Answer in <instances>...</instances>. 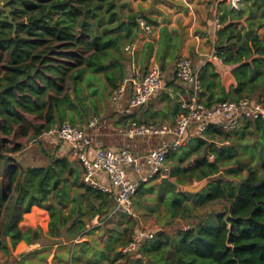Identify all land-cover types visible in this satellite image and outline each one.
<instances>
[{
  "label": "trees",
  "instance_id": "obj_1",
  "mask_svg": "<svg viewBox=\"0 0 264 264\" xmlns=\"http://www.w3.org/2000/svg\"><path fill=\"white\" fill-rule=\"evenodd\" d=\"M242 2L239 8L218 5L222 28L214 48L233 67L236 85L224 97L221 75L207 62L199 71V99L208 107L245 97L264 105V0ZM6 7L14 23L0 10V253L13 257L21 241L74 242L109 208L110 195L83 182L80 161L57 155L60 146L51 149L41 138L56 125H82L91 112L99 113L98 102L127 79L133 58L126 47L138 39L139 19H149L124 12L119 0H11ZM180 45L162 27L158 43H145L142 55L155 51L164 72L181 59ZM185 94L191 101L192 90ZM161 96L168 104L165 116L183 111L168 92ZM167 158L180 192L153 185L155 178L140 185L136 205L152 199L162 205L166 221L193 220L123 254L120 247L136 234L130 218L110 253L96 241L83 242L84 252L94 254L88 264H264V118L245 119L234 131L210 125ZM205 181L200 192L182 189ZM35 206L49 214L46 235L20 227Z\"/></svg>",
  "mask_w": 264,
  "mask_h": 264
},
{
  "label": "built area",
  "instance_id": "obj_2",
  "mask_svg": "<svg viewBox=\"0 0 264 264\" xmlns=\"http://www.w3.org/2000/svg\"><path fill=\"white\" fill-rule=\"evenodd\" d=\"M241 1L227 0L236 8H239ZM215 24L218 28L222 27L217 17ZM139 26L138 39L126 47L131 54L139 43L147 42L155 35V27L148 20L139 19ZM211 58L222 61L217 56L215 48ZM176 76L192 90L193 97L189 102L186 100L182 102L183 111L176 117L175 122L159 124L133 120L121 131L129 138H163L158 148L146 154L138 155L126 147L110 148L97 143L91 131L99 125V117H93L82 125L64 122L46 133L57 136L76 152L77 159L83 166L82 179L86 185L114 199L113 210L104 219L96 217L97 226L115 217L131 218L133 200L140 185L155 178L158 181L163 177L171 178L172 166L167 158L168 154L178 151L191 139L202 137L210 125L234 131L245 119L264 118V105L251 97L238 101L225 100L210 107L206 106L199 99L201 90L199 72L189 57H183L177 62ZM163 86V72L160 65L155 62L145 70L135 69L131 76L113 91L111 99L121 105L128 95L130 108H145L160 93ZM100 177H104L106 183L100 181ZM153 238L152 233L137 231L132 240L120 247L119 251L123 254L136 252L141 241Z\"/></svg>",
  "mask_w": 264,
  "mask_h": 264
},
{
  "label": "crops",
  "instance_id": "obj_3",
  "mask_svg": "<svg viewBox=\"0 0 264 264\" xmlns=\"http://www.w3.org/2000/svg\"><path fill=\"white\" fill-rule=\"evenodd\" d=\"M224 1L227 2V0H158V3L154 4L157 6L160 5L159 7L153 6V4H141L138 11L150 17L149 21L155 27V35L147 42L153 41L157 44L160 39V29L162 27H167L171 35L173 37H178L181 43L179 52L181 58H191L193 60L194 67L198 72L207 62L212 61L216 66L217 72L221 75L226 91L229 93L231 87L236 85L235 78L232 74L233 67L224 64L220 60L211 58L215 44L219 40L218 31L222 28L216 27L215 24V19L218 13V5ZM242 5L244 4L241 1L240 6ZM247 17L248 16H246L242 21V25L244 26L247 25ZM147 42L139 43L131 54L133 60L128 65L127 78L131 76L135 69L145 70L151 64L156 62L155 51L152 56H146L143 58L142 51L145 43ZM175 61L169 65L170 71L173 73L174 77L171 78L166 74V71L163 72L164 86L160 93L156 95L157 97H154L155 99L159 98L163 92H168L172 98H176L179 102H183L187 99V95L185 93L189 92L190 88L177 78V63ZM172 81H174L173 84ZM128 100L129 96L127 95L121 105L114 103L111 99V94H108L107 92V96L100 100L101 103L99 107L100 116L104 117L103 124L97 126L93 131H91L92 136L97 143H100L105 147H126L131 149V151L135 154L143 155L152 149L158 148L161 145L163 138H129L128 136L122 134L121 131L128 127L133 120H148L149 123H154V121L159 122L160 120L158 119L164 117L166 121L162 123H174L176 117H166L164 113L166 111L165 107L162 109L158 107L163 105L165 101L159 102V104L155 101L150 102L145 108L134 109L129 107ZM43 138L52 140V142H54L53 144L60 146V149L56 152L57 155L66 156L70 160L78 162L76 152L70 145L61 141L57 136L45 134ZM100 181L106 183V179L104 177H100ZM157 182L160 181L157 180ZM114 205L115 201L112 199L109 208L103 214L98 215L100 217L99 219H104L106 214L113 210ZM96 217L92 220L93 223L96 222ZM115 218H119L120 221L114 223L116 220ZM115 218L114 220H109L106 226L109 227V225L114 224L118 233L120 232L118 226L123 225L121 222L124 219L123 217ZM92 221L90 223H92ZM48 222V212L43 208L35 206L32 208L31 212L25 215L20 227L23 231H26L29 228H40L42 229L44 235H46L48 231ZM102 225L94 226V229L90 230L89 224L87 234L75 240L74 243H71V245L70 243L63 242L47 247V245H42V241L32 245L27 244L25 241H21L15 247L13 253L15 251H21L27 252V254L20 253L21 258H19V261H17L16 264H38V262L41 264L43 258H45V256L48 257L49 248H51V251H53L54 254H57V256H59L61 251H64L66 257L72 256L75 260L80 261L81 256H78L80 257V259H78V253L75 255L76 249L82 248V253H80L82 255L84 253V249L82 247L83 242H97L96 234L102 231ZM89 236H92L93 240L89 239ZM115 240H119V237L116 234L109 238L106 237L105 241H107L106 244L109 248H107L108 250L113 248L111 243ZM102 250L108 254L106 249L103 248ZM86 253L88 254L87 251ZM1 255L2 254L0 253V256ZM35 257H37V260L33 261ZM100 261L105 262L104 260Z\"/></svg>",
  "mask_w": 264,
  "mask_h": 264
},
{
  "label": "rangeland",
  "instance_id": "obj_4",
  "mask_svg": "<svg viewBox=\"0 0 264 264\" xmlns=\"http://www.w3.org/2000/svg\"><path fill=\"white\" fill-rule=\"evenodd\" d=\"M119 3L123 7L122 10L124 12H138V13H140L138 10H139L141 4H153V6H156V7L160 6V5L157 6L154 4V3H158V0H119ZM3 4L4 3H2L1 6ZM146 17L148 19H150V17H148V16H146ZM260 33L262 36H264V30H262ZM175 62L177 63V60ZM166 74L169 75L171 78L174 77V75L170 71L169 67L166 69ZM155 98L152 99L151 102L155 101L157 104H159V102L164 101L161 95L159 98H157V99H155ZM94 99H97V98L94 97ZM100 103L101 102L99 101L98 102L99 107H100ZM167 105L168 104L165 102L163 105L158 106V107L162 109L164 107L166 108ZM90 114H91V116L89 117V119H92L93 117H99V119H100L99 125L103 124L104 117L100 116V112L98 114H94L91 112ZM158 120L163 121V122L166 121V119L164 117L163 118L161 117V119H158ZM41 139L43 141H45L47 146L51 147V149L54 147L55 144H53L54 142H52V140H47L44 138H41ZM23 140H25V139H23ZM205 182H203V183H205ZM203 183H195L191 187L198 188ZM157 184H158V182L153 183V185H157ZM182 189H184V187H182ZM136 202H137V196L135 197V206L133 208V216L131 217V219L134 223V234L137 231H141V232H149V233L154 234V236H157L158 233H160L161 231H164V230L167 233L174 234L178 228L186 226L191 220H193V219H189V218L188 219L178 218L172 222H168L164 218L165 212L163 211L162 205L158 206L157 203L155 201H153L152 199L145 200L143 206L136 205ZM200 214H202V212ZM129 219L130 218H124V220H122L121 223L123 225L118 226L119 227L118 229H120L119 230L120 232H118V233L116 231V226L114 224L109 225V227H107V226H104L105 223H103V225L101 227L102 231L96 234L97 235L96 239H97L98 246H99L98 248H100V249L104 248V249H106V251L108 253H110L113 248L117 247L118 244L120 243L121 239L124 236L121 232L122 231L124 232V228L126 227L127 221H129ZM119 221H120V219L118 218L114 221V223H117ZM106 224H108V223H106ZM94 226H97V224L93 223V221H92V223H90V230H93ZM98 226H100V225H98ZM115 234L119 237V240H115L113 243H111V246L113 248L111 250H108L109 248L107 247V244H106L107 241H105V239H106V237L109 238ZM89 239L93 240L92 236H89ZM69 243L71 245V243H74V242H69ZM52 244H53L52 241H50L48 239H44L42 241V245H47V247H51ZM52 246H54V245H52ZM48 250H49L48 257L45 256V258H43L41 264H88V261H92L94 259V254H92V253L87 254L86 252H84L81 255V260L78 261V260H75V258H73L72 256L66 257V254L64 253V251H61L59 253V256H57V254H54L53 251H51V248H49ZM81 251H82V248H77L75 251V255L77 253L78 254L82 253ZM20 253L27 254V252L15 251L13 253V257H9V256H6L3 252H1L2 255L0 256V264H16V262L19 261V258H21ZM36 258L37 257H35L33 261L37 260ZM38 264H39V262H38ZM99 264H107V263L100 261ZM116 264H120V262H117Z\"/></svg>",
  "mask_w": 264,
  "mask_h": 264
},
{
  "label": "water",
  "instance_id": "obj_5",
  "mask_svg": "<svg viewBox=\"0 0 264 264\" xmlns=\"http://www.w3.org/2000/svg\"><path fill=\"white\" fill-rule=\"evenodd\" d=\"M9 1L11 0H7L2 6H1V10H5L6 11V14L7 16L10 18V22L14 23L13 22V18L11 17L10 15V12H11V8H7L6 5L9 3ZM227 94V91L226 89H224V97L226 96ZM160 183L164 184L171 192L173 193H178L180 192L181 190V187H179L175 182L174 180H172L170 177H163L161 180H160ZM207 185V182L203 183L200 187L198 188H193L191 186H186L184 187V191H187V192H192V193H197V192H200L205 186Z\"/></svg>",
  "mask_w": 264,
  "mask_h": 264
}]
</instances>
